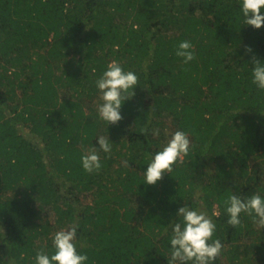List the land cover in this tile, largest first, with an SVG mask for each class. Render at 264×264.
Masks as SVG:
<instances>
[{"label": "trees", "instance_id": "16d2710c", "mask_svg": "<svg viewBox=\"0 0 264 264\" xmlns=\"http://www.w3.org/2000/svg\"><path fill=\"white\" fill-rule=\"evenodd\" d=\"M237 5L0 0V264H35L73 223L87 264H168L169 222L185 201L219 212L214 264H264V228L247 214L227 224L224 203L230 192L264 194V90L250 68L254 55L264 59V27L241 25ZM185 38L197 53L187 65L175 55ZM113 59L139 84L107 127L94 81ZM178 127L190 155L156 184L141 182L149 154ZM97 134L113 151L87 173L80 155Z\"/></svg>", "mask_w": 264, "mask_h": 264}, {"label": "clouds", "instance_id": "9594fccd", "mask_svg": "<svg viewBox=\"0 0 264 264\" xmlns=\"http://www.w3.org/2000/svg\"><path fill=\"white\" fill-rule=\"evenodd\" d=\"M237 18L241 25L255 29L264 27V0H238ZM247 52H252L249 45ZM175 55L182 58L185 65L196 59L195 45L190 39H181L175 45ZM251 83L260 91L264 90V59L255 55L251 60ZM99 102L95 105L98 118L106 122L107 127L123 119L122 106L130 100L139 84L136 71L126 69L118 60H110L103 67L94 81ZM145 132L148 129H144ZM154 136L160 135L158 127L151 129ZM95 143L82 151L80 163L87 173L99 172L103 167L100 153L111 154L113 140L109 135H95ZM193 149V140L183 127L166 134L165 141L158 144L151 152L142 169V179L146 185H154L162 179L165 172L171 173L173 166L183 163ZM121 166L130 167L128 159L121 160ZM140 182V183H141ZM227 224L239 226L242 214L250 216L255 224L264 228V194L259 191L251 195L230 192L224 201ZM214 216L199 207L185 203L178 207L176 218L171 220V235L168 238L170 256H166L168 264H214L224 250L223 241L216 236L217 223ZM79 224H70L67 228L55 231L51 236L52 251H37L35 264H87V253L78 250L77 235ZM169 244L171 245L169 247Z\"/></svg>", "mask_w": 264, "mask_h": 264}]
</instances>
